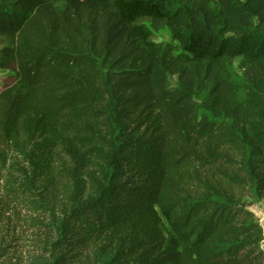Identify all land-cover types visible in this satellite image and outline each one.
<instances>
[{
    "label": "trees",
    "instance_id": "16d2710c",
    "mask_svg": "<svg viewBox=\"0 0 264 264\" xmlns=\"http://www.w3.org/2000/svg\"><path fill=\"white\" fill-rule=\"evenodd\" d=\"M163 29L171 41H157ZM0 46V70L12 72L0 83L1 170L29 120L87 107L89 121L109 120L115 131L108 143L96 135L80 142L111 150L107 181L85 214L147 224L145 249L161 256L150 264H231L246 249L215 242L242 215L205 186L235 193L244 172L264 196V0H0ZM110 100L129 103L146 127L126 135ZM163 220L165 238L156 230ZM73 226L69 235L58 226L60 245L74 252L58 264L101 235Z\"/></svg>",
    "mask_w": 264,
    "mask_h": 264
},
{
    "label": "rangeland",
    "instance_id": "374dc122",
    "mask_svg": "<svg viewBox=\"0 0 264 264\" xmlns=\"http://www.w3.org/2000/svg\"><path fill=\"white\" fill-rule=\"evenodd\" d=\"M156 38L171 41V33L163 29ZM10 75L11 71L0 70V83ZM232 77L236 82L244 77L240 60L232 63ZM105 107L115 124L128 128L126 135L138 125L146 127L144 116L133 114L129 103L110 100ZM90 109L101 111L104 107L92 105ZM87 110L85 107L62 118L31 119L26 130L14 138L9 162L0 169V264H58L63 253H74L71 246L60 245L58 226L63 224L69 235L75 233L74 223L89 225L101 235L88 248H81L68 264H150L161 258L145 249L148 226L144 222L136 224L137 228L121 227L85 214L84 207L97 198L107 181L111 150L103 146L84 149L80 142L96 135L108 143L115 131L109 120L89 121ZM116 112L119 118H115ZM71 124L86 125L90 130L71 136L60 130ZM204 173V167L197 163L196 174ZM245 175L242 172L244 178H238L242 188L235 193L205 186L242 215L232 231L215 242L245 244L246 249L231 264H264V196ZM156 230L162 238L167 236L164 220Z\"/></svg>",
    "mask_w": 264,
    "mask_h": 264
}]
</instances>
